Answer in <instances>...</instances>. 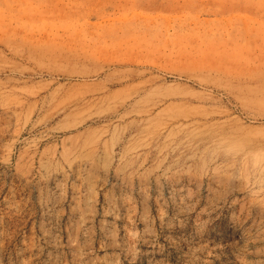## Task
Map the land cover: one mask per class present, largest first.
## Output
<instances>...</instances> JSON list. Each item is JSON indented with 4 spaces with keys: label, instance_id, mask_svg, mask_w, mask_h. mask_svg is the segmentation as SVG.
Instances as JSON below:
<instances>
[{
    "label": "rangeland",
    "instance_id": "374dc122",
    "mask_svg": "<svg viewBox=\"0 0 264 264\" xmlns=\"http://www.w3.org/2000/svg\"><path fill=\"white\" fill-rule=\"evenodd\" d=\"M0 264H264V0H0Z\"/></svg>",
    "mask_w": 264,
    "mask_h": 264
}]
</instances>
